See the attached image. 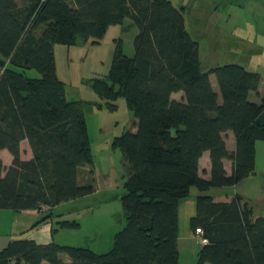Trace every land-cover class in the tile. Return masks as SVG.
Listing matches in <instances>:
<instances>
[{
	"label": "trees",
	"instance_id": "trees-1",
	"mask_svg": "<svg viewBox=\"0 0 264 264\" xmlns=\"http://www.w3.org/2000/svg\"><path fill=\"white\" fill-rule=\"evenodd\" d=\"M184 9L171 0H0V150L13 157L9 166L0 158V210L45 212L33 226L53 219L61 203L95 192L92 177L78 179L81 167L94 164L88 102L68 100L55 45L99 41L126 18L138 28L134 54H126L119 39L109 73L92 82L111 108L123 96L136 118L135 131L113 143L127 179L125 223L112 248L96 252L24 238L0 250V264H178L179 202L193 188L198 194L191 227L201 228L207 240L196 264H264V216L254 217L238 193L229 200L210 194L255 173L256 142L264 140L262 77L240 64L204 71ZM32 69L41 76H27ZM253 92L259 101L251 99ZM228 131L236 139L232 151ZM24 140L32 150L29 159L22 158ZM206 151L209 178L200 172ZM224 159L233 163L230 175ZM57 220L62 228L80 226Z\"/></svg>",
	"mask_w": 264,
	"mask_h": 264
},
{
	"label": "rangeland",
	"instance_id": "rangeland-1",
	"mask_svg": "<svg viewBox=\"0 0 264 264\" xmlns=\"http://www.w3.org/2000/svg\"><path fill=\"white\" fill-rule=\"evenodd\" d=\"M171 1L177 7L185 8L186 28L199 43L204 71L219 65L240 64L258 72L262 77L260 86L264 87V0ZM17 2L23 5L24 0ZM131 22L130 18H126L123 23L110 26L99 41L89 38L72 46L55 45L57 74L65 82L68 100L88 102L86 120L95 170L93 194L63 202L53 210L56 229H62L55 222L56 218L75 220L80 224L76 229L65 228L67 231L61 235L63 241H59L64 245L106 252L112 248L115 233L125 223L121 199L126 192L127 168L121 150L113 143L115 137L135 131L136 118L123 96H119L114 101L116 107L111 108L93 90L92 82L109 73L119 39L123 41L125 53L129 56L134 54L138 28ZM26 75L41 76L35 69L27 70ZM211 78L216 91H219L215 75L211 74ZM181 95L175 93L174 97L180 99ZM237 193L253 210L254 217L264 216V140L256 142L255 173L235 186L210 191L215 200H227ZM110 238V247L100 245L101 240L110 241ZM179 244L178 264H196L201 238L183 237Z\"/></svg>",
	"mask_w": 264,
	"mask_h": 264
},
{
	"label": "crops",
	"instance_id": "crops-1",
	"mask_svg": "<svg viewBox=\"0 0 264 264\" xmlns=\"http://www.w3.org/2000/svg\"><path fill=\"white\" fill-rule=\"evenodd\" d=\"M212 83L214 86L213 81ZM258 92L260 94L264 93V87L260 86ZM251 99L253 101H259V98L255 92L252 93ZM224 136L228 149L230 151L234 150L236 146V139L234 133L232 131H228L224 134ZM21 146H22V156L25 154V151H28L25 159L31 158L32 150L28 144V141L27 140L22 141ZM0 158L3 160L5 166L11 165L13 160L11 153L6 149L0 150ZM203 162H205V166H203L204 164ZM224 165L227 173L230 175L232 173V167H233L232 161L229 159H224ZM210 171H211L210 152L206 151L204 152L202 158L200 159V172L203 177L209 178ZM94 175H95V170L93 169V167L83 166L79 170L78 179L80 182L84 183L88 181L89 178L91 177L93 178ZM194 189L195 188L192 189L188 197L182 199L179 202V209H178L179 210L178 211L179 212V243L181 238L183 237L199 238V236L195 234V231L191 227V218L196 214L197 194H198V191L197 190L195 191ZM44 214L46 213L41 211L39 212L38 210L35 209L21 210V211L0 210V250L6 247L11 240H17V239L29 238L35 240L37 243L40 244H46L52 241L55 242L63 241L62 240L63 238L61 237L62 232H65L67 230L65 228H62L61 230L60 229L54 230L53 219H49L47 221L41 222L37 226H33L36 222L42 219ZM55 222L59 223L57 218L55 219ZM108 240L110 241L101 240L99 243L103 247H105V245L106 247L108 246L110 247V244H112V240L111 238ZM11 264H16V262L12 261Z\"/></svg>",
	"mask_w": 264,
	"mask_h": 264
},
{
	"label": "built area",
	"instance_id": "built-area-1",
	"mask_svg": "<svg viewBox=\"0 0 264 264\" xmlns=\"http://www.w3.org/2000/svg\"><path fill=\"white\" fill-rule=\"evenodd\" d=\"M195 234L198 235L201 238L202 242H206L207 241L204 238V236H203V230L201 228H197Z\"/></svg>",
	"mask_w": 264,
	"mask_h": 264
}]
</instances>
